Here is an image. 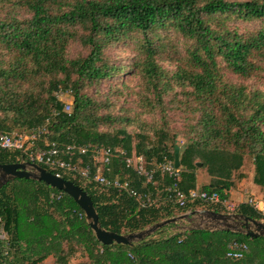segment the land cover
<instances>
[{
	"label": "trees",
	"instance_id": "1",
	"mask_svg": "<svg viewBox=\"0 0 264 264\" xmlns=\"http://www.w3.org/2000/svg\"><path fill=\"white\" fill-rule=\"evenodd\" d=\"M72 46L79 48L76 55L69 54ZM114 46L134 52L129 65L110 59L107 50ZM123 74L141 81L134 111L97 90L102 82H120ZM260 85L264 0H0V130L28 134L45 127L38 146L55 144L65 161L90 165L92 173L102 166L105 176L150 193L154 204L142 208L126 193L41 165L85 191L102 228L118 235L200 210L264 221L247 204L227 211L195 199L177 207L168 201L172 180L166 174L156 171L144 186L124 161L140 156L146 169L171 162L180 169L178 187L185 193L199 189L229 200L230 191L248 193L254 186L264 194ZM57 92L71 95L69 111ZM174 111L187 114L179 129ZM70 146L75 149L68 152ZM79 147L89 150L80 154ZM94 149L110 151L107 167L101 157L94 161ZM21 161H28L24 151L0 149V165ZM199 169L209 176L200 188ZM176 226L132 246L103 245L68 195L43 182L14 179L0 189V233L6 235L0 264H46L49 258L53 264H264V237L171 232ZM233 243L246 245L242 258L226 256Z\"/></svg>",
	"mask_w": 264,
	"mask_h": 264
},
{
	"label": "built area",
	"instance_id": "2",
	"mask_svg": "<svg viewBox=\"0 0 264 264\" xmlns=\"http://www.w3.org/2000/svg\"><path fill=\"white\" fill-rule=\"evenodd\" d=\"M70 106L71 105L65 104V111H68ZM46 133L47 131L45 130V127L34 129L28 134L6 133L0 130V149L24 151L28 159L26 162L33 163L38 166H46L64 174H72L82 180L95 183L105 189H114L118 192L126 193L127 195L135 198V201L142 208H148L154 204L155 199L150 193L136 191L132 187L130 181H122L117 177L109 178L103 174V171L100 170V168H96L95 173H92L90 165L80 168L77 164L65 161L61 158V153L55 144L50 145L49 143H45L44 147L38 146V141L42 138V136L45 137ZM74 149L75 146L67 147L68 152L73 151ZM88 150L89 148L87 147L78 148L80 154H86ZM93 154L94 161H96L98 157H101L103 165H105V167L109 165L110 151L105 149H94ZM125 154L126 153L124 151H121L122 156L125 157ZM124 161L127 168L133 167L137 175L145 179L144 186L152 183L156 171L166 174L172 180L171 185L167 188L168 201L177 207H184L187 201L195 199H199L210 204H219L227 211L236 207V205L230 204L228 200H223L220 195L216 193L200 192L197 189L189 190L186 193L181 191L178 187L180 169L176 168L169 161L158 162L154 164L153 169H146L145 161L140 156L125 157ZM55 175L60 176L59 173ZM238 204H247L256 213L264 216V199L262 198L249 197L242 202H238ZM246 250V245L233 243L230 245L226 256L232 259H240L243 257Z\"/></svg>",
	"mask_w": 264,
	"mask_h": 264
},
{
	"label": "water",
	"instance_id": "3",
	"mask_svg": "<svg viewBox=\"0 0 264 264\" xmlns=\"http://www.w3.org/2000/svg\"><path fill=\"white\" fill-rule=\"evenodd\" d=\"M198 167H201L200 163L198 164ZM14 179L43 182L51 188L68 195L84 212L88 226L93 231L97 241L103 245H111L115 243L119 245L132 246L135 243L144 241L163 227L176 224L180 221L190 220L191 217L196 214L205 216L211 221H216L217 225L214 227L203 228L189 227L184 231L192 229H204L209 231L215 230L234 232L246 235L250 238L264 237V221L252 219L238 213H216L209 210L200 213L196 212L183 214L156 223L142 231L118 235L102 228L91 198L85 191L72 182L64 180L62 177L50 173L41 166L26 161L0 165V189Z\"/></svg>",
	"mask_w": 264,
	"mask_h": 264
},
{
	"label": "rangeland",
	"instance_id": "4",
	"mask_svg": "<svg viewBox=\"0 0 264 264\" xmlns=\"http://www.w3.org/2000/svg\"><path fill=\"white\" fill-rule=\"evenodd\" d=\"M175 45L178 49H181L183 47L182 41L178 40ZM79 52V48L77 46H72L69 49L70 55H76ZM107 55L112 59L116 64H123L125 66L129 65L131 60L134 58V52L129 47H123V46H114L107 50ZM164 67L168 69H173L172 65H169L168 62L162 63ZM226 77L229 79H232L235 83H240L241 80L237 77H233L232 75L226 74ZM260 87L264 90V85H260ZM141 88V81L139 76L134 75L130 76L128 75H122L120 82L115 83L113 81V84L110 82H102L98 86V92L102 94H109V96L112 98V100L115 101L117 106H123L124 107H131L134 111V107L136 106V99H137V93L139 92ZM62 93V94H61ZM57 92L55 95L58 97V99L66 104L71 105L72 104V97L67 92ZM70 110V108H69ZM68 110V111H69ZM187 117V114L185 112H178L174 111L171 113V119L173 120V126L176 127V129H179L182 127V124H184L185 120L184 118ZM13 134H25L27 131L23 130H14L12 132ZM251 162L247 159L246 160V169L251 172L250 170V164ZM100 170L103 169L102 166L99 167ZM196 181H197V187H201L202 185L209 183V176L205 171H201L200 169L196 172ZM199 191V189H198ZM251 197V196H250ZM264 197V194H261V198ZM248 198V197H247ZM229 203L232 205L238 204L233 198H230ZM203 212V210L198 211V213ZM176 227L174 229H171L170 231H184L189 227L192 228H203V227H214L217 225L216 221H211L209 218H206L205 216H202L200 214L193 215L190 220H184L176 223ZM0 239L4 240L6 239V235L4 233H0ZM76 262H81L82 259L76 258ZM54 260L52 258H49L46 261V264H53Z\"/></svg>",
	"mask_w": 264,
	"mask_h": 264
},
{
	"label": "crops",
	"instance_id": "5",
	"mask_svg": "<svg viewBox=\"0 0 264 264\" xmlns=\"http://www.w3.org/2000/svg\"><path fill=\"white\" fill-rule=\"evenodd\" d=\"M256 189L254 186L251 187L250 192H242V191H230L229 196L230 198H233L236 202H242L243 200H246L247 197L249 198L250 196L256 197V198H261V195L257 193ZM264 198V197H262Z\"/></svg>",
	"mask_w": 264,
	"mask_h": 264
}]
</instances>
